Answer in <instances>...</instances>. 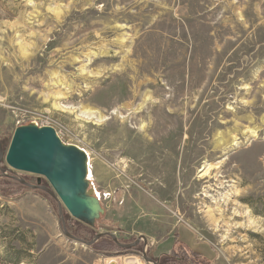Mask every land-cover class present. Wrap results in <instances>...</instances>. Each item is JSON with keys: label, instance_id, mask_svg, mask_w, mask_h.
I'll list each match as a JSON object with an SVG mask.
<instances>
[{"label": "rangeland", "instance_id": "1", "mask_svg": "<svg viewBox=\"0 0 264 264\" xmlns=\"http://www.w3.org/2000/svg\"><path fill=\"white\" fill-rule=\"evenodd\" d=\"M29 125L87 154L103 214L2 160L56 199L0 172V264H264V0H0L3 155ZM59 208L78 239L147 247L79 244Z\"/></svg>", "mask_w": 264, "mask_h": 264}, {"label": "water", "instance_id": "2", "mask_svg": "<svg viewBox=\"0 0 264 264\" xmlns=\"http://www.w3.org/2000/svg\"><path fill=\"white\" fill-rule=\"evenodd\" d=\"M15 130L5 155L0 146V164L4 160L14 171L45 178L69 216L92 227L103 214V209L98 199L91 193L87 179L88 158L85 152L78 147L61 143L54 129L50 127L39 128L29 125L17 127ZM0 172L1 175L10 177L29 189H40L56 199L49 189L32 186L24 180L7 175L4 170ZM58 214L64 236L84 246L90 247L102 237H110L113 243L123 250L135 248L141 240L144 242L143 245L146 244L145 239L139 237L133 244L122 245L111 233L98 234L93 240L85 242L67 232L61 208ZM142 256L149 263L155 264L145 256L144 251Z\"/></svg>", "mask_w": 264, "mask_h": 264}, {"label": "bare ground", "instance_id": "3", "mask_svg": "<svg viewBox=\"0 0 264 264\" xmlns=\"http://www.w3.org/2000/svg\"><path fill=\"white\" fill-rule=\"evenodd\" d=\"M91 117V116H90ZM250 133H251V136L252 137H254L255 136V131H250ZM236 142V141H235ZM219 143H222V141L220 140L219 141ZM233 144V143H232ZM86 154V153H85ZM87 155V154H86ZM87 158H88V156H87ZM89 164H90V159L88 158V169H87V179H88V182L90 183L91 182V180H90V177H91V173H90V170H89ZM218 168V166L217 165H214V166H209V165H207L206 166V170L201 174V175H199V178H202V179H207L208 181L209 180H211L210 178V176H211V171L212 170H215V169H217ZM214 177V176H213ZM216 177V176H215ZM90 184H92V183H90ZM210 187H208V189H209ZM90 189H91V193H92V195H94L96 198L97 197H99V195H98V191L96 190V188H94V187H91L90 186ZM92 189H94L93 191H92ZM210 189H212V188H210ZM204 197H209V198H211L209 195L207 196V194H206V191H204ZM212 199V198H211ZM218 212H220V209H218L217 210ZM251 224H253V223H251ZM106 264H117V262L115 261V260H113V259H110V260H107L106 261ZM119 264H137V262H134V260H131V259H125V260H122V263H119Z\"/></svg>", "mask_w": 264, "mask_h": 264}, {"label": "flooded vegetation", "instance_id": "4", "mask_svg": "<svg viewBox=\"0 0 264 264\" xmlns=\"http://www.w3.org/2000/svg\"><path fill=\"white\" fill-rule=\"evenodd\" d=\"M40 180H37L36 181V184L35 185H37V186H39V187H41V185H40ZM33 186V185H32ZM35 191H41L40 189H34ZM65 228H66V226H65ZM67 230V229H66ZM142 241V240H141ZM143 241H142V243H140L139 242V244H138V247L141 245V247H144V245H143ZM147 247V246H146ZM133 252H135V253H137V250L136 251H133ZM175 258V257H174ZM177 259V262H175V261H173L174 263L173 264H184V261H181L180 259H178V258H176ZM150 260V259H149ZM169 261V259H167L165 256H163V255H161L160 257H157L156 259H155V264H170V261Z\"/></svg>", "mask_w": 264, "mask_h": 264}, {"label": "trees", "instance_id": "5", "mask_svg": "<svg viewBox=\"0 0 264 264\" xmlns=\"http://www.w3.org/2000/svg\"><path fill=\"white\" fill-rule=\"evenodd\" d=\"M6 260H7L8 262H10V260H11V259H9V258L7 257V259H6Z\"/></svg>", "mask_w": 264, "mask_h": 264}]
</instances>
